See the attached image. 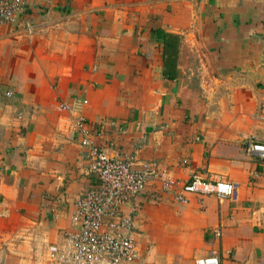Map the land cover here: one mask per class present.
Segmentation results:
<instances>
[{"label":"crops","instance_id":"obj_1","mask_svg":"<svg viewBox=\"0 0 264 264\" xmlns=\"http://www.w3.org/2000/svg\"><path fill=\"white\" fill-rule=\"evenodd\" d=\"M22 6L0 24V264H50L48 246L75 229L73 203L94 182L78 115L108 154L235 187L179 203L148 185L125 205L138 212L131 264H264V161L244 146L264 143V0Z\"/></svg>","mask_w":264,"mask_h":264},{"label":"built area","instance_id":"obj_2","mask_svg":"<svg viewBox=\"0 0 264 264\" xmlns=\"http://www.w3.org/2000/svg\"><path fill=\"white\" fill-rule=\"evenodd\" d=\"M23 9L22 0H0V24L15 19ZM85 102V101H84ZM69 110L67 103L59 105ZM74 131L79 146L89 161L87 174L94 182L73 203L71 222L74 230L66 231L59 244L48 246L50 264H131L141 255L135 241L137 227L135 208L125 205L146 191L148 185L159 182L162 193L175 202H186L189 194H211L219 200L232 196L235 187L223 180L207 182L194 171L185 182L172 177L168 168L158 161L142 160L135 152L116 149L108 154L92 138L100 136L78 115ZM246 153L264 161V143L247 140ZM109 148L114 150L113 144ZM183 164L189 161L184 159ZM195 264H223L217 256L198 258Z\"/></svg>","mask_w":264,"mask_h":264},{"label":"rangeland","instance_id":"obj_3","mask_svg":"<svg viewBox=\"0 0 264 264\" xmlns=\"http://www.w3.org/2000/svg\"><path fill=\"white\" fill-rule=\"evenodd\" d=\"M135 212L138 213L136 209H135Z\"/></svg>","mask_w":264,"mask_h":264}]
</instances>
